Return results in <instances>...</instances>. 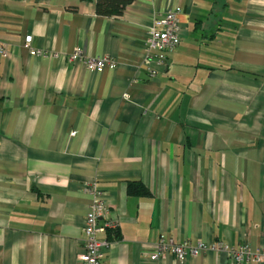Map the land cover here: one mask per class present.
I'll use <instances>...</instances> for the list:
<instances>
[{"label":"crops","instance_id":"1","mask_svg":"<svg viewBox=\"0 0 264 264\" xmlns=\"http://www.w3.org/2000/svg\"><path fill=\"white\" fill-rule=\"evenodd\" d=\"M176 6L152 77L147 32ZM0 47V264H82L91 183L118 225L104 264H263L148 257L160 234L264 249V0H0Z\"/></svg>","mask_w":264,"mask_h":264},{"label":"built area","instance_id":"2","mask_svg":"<svg viewBox=\"0 0 264 264\" xmlns=\"http://www.w3.org/2000/svg\"><path fill=\"white\" fill-rule=\"evenodd\" d=\"M180 7L165 11L159 19H156L149 28L146 37L147 51L154 52L152 56L147 55L145 64L149 68V73L153 77L156 74V68L152 66L153 62L157 64H167L165 54L174 50L180 42V26L178 13ZM31 36L25 37V46L30 49L32 55H41L45 51L30 48ZM0 53H5V49L0 47ZM71 60L81 62L87 69L100 72L105 67L116 68L115 58L110 56L86 57L81 54L77 47L71 56ZM83 190L92 195V201L88 207L83 223V237L81 239V253L79 260L82 264H104L105 250L109 247V240L105 237L108 230L117 229V221L110 218L109 205L106 196L96 186L91 183L83 186ZM202 251H213L216 253H225L235 263H254L264 264V249L252 251L247 242H243L238 247H233L222 240L198 241L191 244L187 241H177L173 237L160 234L158 240L153 245V250L149 255L152 262L162 258L165 254H170L174 258L182 261L187 256H196Z\"/></svg>","mask_w":264,"mask_h":264},{"label":"trees","instance_id":"3","mask_svg":"<svg viewBox=\"0 0 264 264\" xmlns=\"http://www.w3.org/2000/svg\"><path fill=\"white\" fill-rule=\"evenodd\" d=\"M132 1L133 0H95V11L97 14L103 16H118L123 13L125 7Z\"/></svg>","mask_w":264,"mask_h":264}]
</instances>
